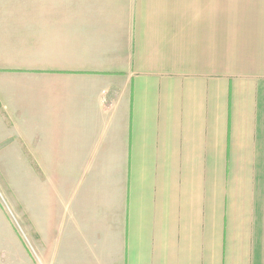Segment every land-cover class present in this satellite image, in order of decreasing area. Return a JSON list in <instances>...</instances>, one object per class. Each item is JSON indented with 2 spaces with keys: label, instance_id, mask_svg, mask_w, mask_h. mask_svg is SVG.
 Masks as SVG:
<instances>
[{
  "label": "crops",
  "instance_id": "1",
  "mask_svg": "<svg viewBox=\"0 0 264 264\" xmlns=\"http://www.w3.org/2000/svg\"><path fill=\"white\" fill-rule=\"evenodd\" d=\"M2 128L0 264H264V0H0Z\"/></svg>",
  "mask_w": 264,
  "mask_h": 264
},
{
  "label": "rangeland",
  "instance_id": "2",
  "mask_svg": "<svg viewBox=\"0 0 264 264\" xmlns=\"http://www.w3.org/2000/svg\"><path fill=\"white\" fill-rule=\"evenodd\" d=\"M0 130H4L3 128ZM11 154L7 158H11ZM15 163L11 160H0V212L7 221V249L14 248V242L9 240V234L14 233L18 238V234L29 245V225L26 222V216L20 208L19 200L16 196V186L14 185ZM4 232V230H3ZM8 264H11V258H8Z\"/></svg>",
  "mask_w": 264,
  "mask_h": 264
}]
</instances>
